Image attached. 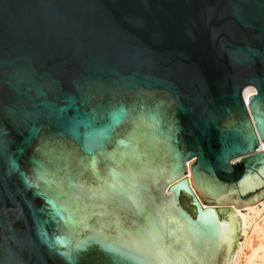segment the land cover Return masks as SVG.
<instances>
[{
  "label": "water",
  "instance_id": "1",
  "mask_svg": "<svg viewBox=\"0 0 264 264\" xmlns=\"http://www.w3.org/2000/svg\"><path fill=\"white\" fill-rule=\"evenodd\" d=\"M262 144L264 0H0V264H230Z\"/></svg>",
  "mask_w": 264,
  "mask_h": 264
},
{
  "label": "rangeland",
  "instance_id": "2",
  "mask_svg": "<svg viewBox=\"0 0 264 264\" xmlns=\"http://www.w3.org/2000/svg\"><path fill=\"white\" fill-rule=\"evenodd\" d=\"M181 201L184 203L185 207L187 205L188 209L193 212V208L189 205V198L183 196ZM258 214H251L250 224L246 231L247 233L245 236H241L240 240L244 243L238 260L239 264H246L253 253H256V256L253 255L254 257L250 261V264H264V250L263 247H261L264 246V209H262L259 215Z\"/></svg>",
  "mask_w": 264,
  "mask_h": 264
},
{
  "label": "bare ground",
  "instance_id": "3",
  "mask_svg": "<svg viewBox=\"0 0 264 264\" xmlns=\"http://www.w3.org/2000/svg\"><path fill=\"white\" fill-rule=\"evenodd\" d=\"M254 91H255V88H253L252 86H246L243 89V96H244V98H247V96L250 95V94H252ZM262 146L264 147V144H262ZM229 206L232 207L235 210L236 214L240 218V232H239V236H238V239H237V242H236V245H235V248H234L232 257H231L230 264H239V261L238 260H239V256L241 254V250L243 248V243H244L243 241L240 240L241 239V236L243 237L247 233L246 231H247V228H248V226L250 224L249 222H250V216H251V214H256V215L258 213L260 214L261 211H262V209H264V198H262V199H260V200H258L256 202H254V203H252L250 205H246V206H243V207L235 208L234 207V204H229ZM261 247H263V250H264V246H261ZM255 254L256 253H253V255H255ZM253 255H252V257L250 256V259L247 260V263L246 264H250V261L254 257Z\"/></svg>",
  "mask_w": 264,
  "mask_h": 264
},
{
  "label": "flooded vegetation",
  "instance_id": "4",
  "mask_svg": "<svg viewBox=\"0 0 264 264\" xmlns=\"http://www.w3.org/2000/svg\"><path fill=\"white\" fill-rule=\"evenodd\" d=\"M183 203V202H182ZM183 205H184V203H183ZM186 205V204H185ZM186 208L188 209V207H187V205H186ZM191 213H193L190 209H188Z\"/></svg>",
  "mask_w": 264,
  "mask_h": 264
}]
</instances>
